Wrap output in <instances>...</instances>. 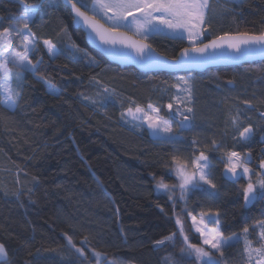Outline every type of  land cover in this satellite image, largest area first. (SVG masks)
Returning <instances> with one entry per match:
<instances>
[{
	"label": "trees",
	"instance_id": "1",
	"mask_svg": "<svg viewBox=\"0 0 264 264\" xmlns=\"http://www.w3.org/2000/svg\"><path fill=\"white\" fill-rule=\"evenodd\" d=\"M51 3L52 7L42 6L30 23L41 41L33 62L43 57L42 69L35 76L21 73V97L14 111L0 108V243L11 264H96L95 254L104 257L103 264H181L179 228L199 246L191 216L210 210L220 212L219 224L211 222V227H218L225 237H241L215 258L221 264H246L245 238L254 249L263 248L259 232L264 202L244 206L241 185H246L247 177L239 183L228 181L221 157L231 150L242 156L250 152L248 167L261 172L264 62L185 75L191 79L198 116L205 125L183 132L181 143H160L146 128L129 124L121 112L133 103L145 108L152 104L168 118L167 104L173 103L178 75H148L110 63L89 47L85 34L74 27L70 10L60 0ZM213 7L205 42L224 33L264 31V0H225ZM22 12L21 5L0 0V33L15 28ZM43 39H52L58 47L74 43L95 62L71 52L50 60ZM146 41L170 59L189 46L187 39L164 35ZM40 78L54 84L59 95L51 94ZM109 93L112 101L101 107ZM238 113L255 133L247 145L234 139L231 118ZM213 141L222 146L219 151ZM201 151L213 165L210 178L217 187L205 185L190 192L186 211L183 202L173 209L156 184L161 178L170 185L177 182L174 174L169 175L173 156L190 167ZM244 227L249 228L247 234ZM173 232L178 233L175 247L171 242L155 244ZM68 237L83 257L68 246Z\"/></svg>",
	"mask_w": 264,
	"mask_h": 264
},
{
	"label": "snow or ice",
	"instance_id": "2",
	"mask_svg": "<svg viewBox=\"0 0 264 264\" xmlns=\"http://www.w3.org/2000/svg\"><path fill=\"white\" fill-rule=\"evenodd\" d=\"M70 5L74 13V21L82 23L89 28L100 42L109 46V51H120L116 48L119 44L122 48L128 49L127 52H121L129 60L148 66H169L179 68L188 63H201L204 61L235 60L244 55H253L256 53L264 54V31L256 33L237 32L236 34L224 33L216 36L209 42L203 40V34L210 27V21L206 19L211 15L209 0H65ZM23 12L20 28L3 29L0 33V108L14 111L21 97L23 86L22 72H30L34 76L41 71L44 59H36L35 54L40 50L41 41L32 31L30 23L34 20L42 6L52 7L51 0H37L30 3L28 0H19ZM79 5V6H78ZM83 9V10H82ZM89 12L92 15H89ZM112 15L109 16L108 13ZM139 13L140 15H137ZM97 15L102 16L110 22L109 26L99 23ZM128 17H132L131 20ZM123 29V31H121ZM15 32L22 43L19 47H13L11 33ZM131 32L132 35H128ZM164 35L172 40H185L189 46L183 48L180 52V58L174 61H168L164 56L155 51L151 44L145 43L149 36ZM139 36L140 39H135ZM199 41V44H197ZM43 48L50 60L58 59L67 52L73 54L82 53L83 57L88 58L90 62H95L93 58L80 49L74 43L64 47H58L52 39H43ZM230 49L231 52L226 50ZM220 50V51H218ZM32 54V55H30ZM17 69L15 73L11 68ZM47 85L48 91L53 95H59L60 90L43 78H40ZM178 84L174 87L182 88L184 95L177 92L174 96L176 107L172 102L167 104V110L170 114L168 118L160 115V107L148 104L147 107H141L133 103L125 111L121 112L122 118L130 117L132 121L139 120V126L147 124L152 134L158 138V142L176 145L183 142V132H191L194 128L189 113H193V107L188 106L192 100V89L190 83L184 77H178ZM99 83V81H97ZM108 93V89H103ZM113 94L109 93L101 101L100 106L105 107L107 102L112 101ZM92 103H96L92 101ZM249 106L250 102L245 101ZM184 104L183 109L180 105ZM139 114V115H138ZM264 116V113H261ZM231 124L235 128L234 139L241 144H249L255 133L251 124L244 123L239 116L231 118ZM175 125V129H174ZM137 125H134L136 127ZM195 143V141H193ZM214 150L219 151L220 147L212 142ZM251 153L242 156L240 151L231 150L221 157L225 164V177L232 180L233 183H239L241 179L247 177L246 185H241V194L244 206L248 207L255 203L264 202V160L260 163L261 172H253L248 164L251 162ZM192 170L181 163L178 156L172 157V168L169 175L174 174L175 184H168L161 178L156 184V191L163 192L172 202V207L178 202H183L182 211L187 209V194L196 190H202L206 185L208 189H216L211 177V168L213 165L209 157L203 152H199L192 158ZM207 170V171H206ZM230 174V175H229ZM253 177H257L255 181ZM177 191L179 193L177 197ZM211 194V193H210ZM163 211V209H161ZM191 215V213H186ZM205 217L208 221L219 224L220 212L208 211L200 213L199 224L203 225ZM193 224L197 217L191 216ZM180 224L179 218L176 220ZM262 231L260 236L264 237V221L260 222ZM243 233L249 232L248 227L242 229ZM256 231V229H253ZM195 232L199 233L200 244L192 243L188 235L184 234L181 226L178 230L182 237L179 243L182 245L181 264H221L216 259V254L223 256L224 252L239 243L241 237L233 235L225 237L224 232L218 227L206 229L200 226L195 227ZM177 232H173L162 239L155 241L157 246H165L171 242V246H176ZM264 244V241H261ZM68 246L75 249V252L83 257V252L72 243L71 237H68ZM250 241L245 238V251L249 250ZM257 253L260 249H256ZM97 256L99 254H96ZM0 264H11L8 252L4 244L0 243ZM114 264V262H113Z\"/></svg>",
	"mask_w": 264,
	"mask_h": 264
},
{
	"label": "water",
	"instance_id": "3",
	"mask_svg": "<svg viewBox=\"0 0 264 264\" xmlns=\"http://www.w3.org/2000/svg\"><path fill=\"white\" fill-rule=\"evenodd\" d=\"M9 1L21 5L18 0H9ZM60 1L70 10L72 18H73L74 13L72 12L70 5L67 4L65 0H60ZM89 15L91 14L89 13ZM96 19L99 21V23L105 25V27L108 26L99 18L96 17ZM73 25L76 29L81 30L85 34L86 41L89 47L93 49L94 51L98 52L99 54H101L103 57H105L110 63L117 65L119 67H122V68H134L148 75H151V74L188 75V74H196V73L203 74L212 69L247 66V65H253V64L264 62V54L256 53L253 55H244V56H241L239 59H235V60H218L215 62L204 61L201 63H188L179 68H173V67H169L166 65L165 66H148V65H144V64L129 60L126 56L122 55L121 52H127L129 50L122 48V46L119 44L116 45V48L120 51L114 52V51L107 50L109 46L102 44L99 38L96 37L95 34L92 33L89 28L84 26L82 23H76L74 19H73ZM121 31H123V29H121ZM128 35L131 36L132 33L129 32ZM134 38L140 39L137 36H135ZM144 42L148 43L147 41H144ZM155 51L159 53L157 50ZM226 51L231 52L230 49H227ZM159 54L162 55L161 53ZM164 57L168 61H174L180 58V54L178 55L176 59H170L166 56ZM224 177H225V172H224ZM227 180L232 181L230 179H227Z\"/></svg>",
	"mask_w": 264,
	"mask_h": 264
},
{
	"label": "rangeland",
	"instance_id": "4",
	"mask_svg": "<svg viewBox=\"0 0 264 264\" xmlns=\"http://www.w3.org/2000/svg\"><path fill=\"white\" fill-rule=\"evenodd\" d=\"M233 1H237V0H233ZM140 15V14H139ZM109 16H111V14H109ZM129 20L132 19V17H128ZM15 28H20L23 30V25L20 23V22H17L16 25H15ZM11 36H12V39H13V47L14 48H17L20 46V44L22 43L21 41V38L15 33V32H12L11 33ZM198 44V43H197ZM11 65H9L10 67ZM245 72H250V70H245ZM178 77H184L185 79H187L190 83V86H191V89H192V100H191V104H189L188 106L190 107H193L194 111L193 113H189L188 115L191 117V120H192V123L194 125V130H195V127L197 128L196 131H199L201 129V127H203L205 125V123H203V120L199 118L198 115H201L200 114V108L198 107V104L196 102V98L194 96V91H193V88H192V83H191V79H189V77L185 76V75H178V76H175L174 78V82H173V87L174 85H177L178 84ZM177 92H180L181 95H184V93L182 92V88H178V87H174V93L176 95ZM173 105H174V108L176 107V102L175 100H173ZM181 109H183L184 107V104H181L180 105ZM139 115V114H138ZM128 121L130 122L129 124H131L132 126L134 125H137L136 127H139V128H146L147 131L150 133V137L153 138V139H158L156 136H154L152 134V131L151 129H149L147 127V124H144L143 126H139L140 125V121L139 120H135V121H132L130 117H128ZM174 129H175V125H174ZM203 130V129H202ZM187 166V165H186ZM188 167V166H187ZM189 170H192V164L190 167H188ZM261 170V169H260ZM207 171V170H206ZM262 171V170H261ZM190 193V192H189ZM189 193L187 194V198H188V195ZM186 198V199H187ZM199 220H200V216L197 217V221L195 224H193L194 226V230H195V227L196 226H200V227H203V228H206V229H213V228H217V227H211L210 226V221H208L207 217H205V222L203 225H200L199 224ZM192 221V220H191ZM193 223V221H192ZM262 231L261 227H260V232ZM260 232H259V236H260ZM199 234V233H197ZM227 238V237H226ZM260 239L261 241H264V237H261L260 236ZM248 240V238H247ZM250 241V240H248ZM263 245V248L260 249V252L257 253L256 249H254L253 247V244L250 242V246H249V250L245 252V261H246V264H264V244ZM95 257L97 258V262L96 264H103V261H104V257L103 256H100V255H96L95 254ZM113 264V263H112Z\"/></svg>",
	"mask_w": 264,
	"mask_h": 264
},
{
	"label": "crops",
	"instance_id": "5",
	"mask_svg": "<svg viewBox=\"0 0 264 264\" xmlns=\"http://www.w3.org/2000/svg\"><path fill=\"white\" fill-rule=\"evenodd\" d=\"M221 1H225V0H209L210 8L213 9V8H214L213 6H214L215 4H217V3H220ZM226 1H227V0H226ZM109 14L112 15L111 12H109L108 15H109ZM137 15H139V13H137ZM98 16H99V15H98ZM100 17H101V19H102L106 24H108V25L110 24V22L107 21L106 18H104V17H102V16H100ZM207 17H208V16H207ZM207 17H206V19H207Z\"/></svg>",
	"mask_w": 264,
	"mask_h": 264
}]
</instances>
